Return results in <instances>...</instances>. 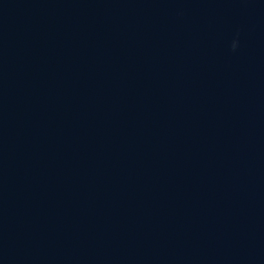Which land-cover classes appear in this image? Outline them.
Masks as SVG:
<instances>
[{"label": "water", "instance_id": "water-1", "mask_svg": "<svg viewBox=\"0 0 264 264\" xmlns=\"http://www.w3.org/2000/svg\"><path fill=\"white\" fill-rule=\"evenodd\" d=\"M0 264H264V0H0Z\"/></svg>", "mask_w": 264, "mask_h": 264}, {"label": "clouds", "instance_id": "clouds-1", "mask_svg": "<svg viewBox=\"0 0 264 264\" xmlns=\"http://www.w3.org/2000/svg\"><path fill=\"white\" fill-rule=\"evenodd\" d=\"M238 43V40H233L231 44L232 49H236L238 47Z\"/></svg>", "mask_w": 264, "mask_h": 264}]
</instances>
